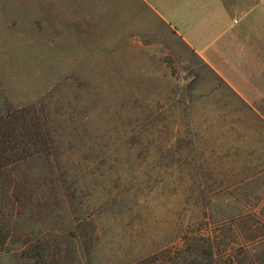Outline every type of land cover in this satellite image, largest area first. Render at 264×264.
Masks as SVG:
<instances>
[{"label": "rangeland", "instance_id": "374dc122", "mask_svg": "<svg viewBox=\"0 0 264 264\" xmlns=\"http://www.w3.org/2000/svg\"><path fill=\"white\" fill-rule=\"evenodd\" d=\"M252 69L142 0H0V264H264Z\"/></svg>", "mask_w": 264, "mask_h": 264}, {"label": "crops", "instance_id": "0c3cea01", "mask_svg": "<svg viewBox=\"0 0 264 264\" xmlns=\"http://www.w3.org/2000/svg\"><path fill=\"white\" fill-rule=\"evenodd\" d=\"M174 28L186 45L220 72H240L249 59L250 74L264 75V0H142ZM231 20L210 42L205 35ZM213 35V34H212ZM219 42V44H211ZM244 66V65H243ZM237 68L236 72L233 68ZM223 68H227V71Z\"/></svg>", "mask_w": 264, "mask_h": 264}, {"label": "trees", "instance_id": "16d2710c", "mask_svg": "<svg viewBox=\"0 0 264 264\" xmlns=\"http://www.w3.org/2000/svg\"><path fill=\"white\" fill-rule=\"evenodd\" d=\"M2 157H5V155L4 154H0V158H2Z\"/></svg>", "mask_w": 264, "mask_h": 264}]
</instances>
